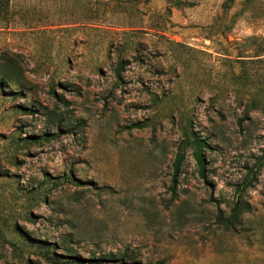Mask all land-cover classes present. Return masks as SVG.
<instances>
[{
  "label": "rangeland",
  "instance_id": "1",
  "mask_svg": "<svg viewBox=\"0 0 264 264\" xmlns=\"http://www.w3.org/2000/svg\"><path fill=\"white\" fill-rule=\"evenodd\" d=\"M0 72V264H264V0H0Z\"/></svg>",
  "mask_w": 264,
  "mask_h": 264
},
{
  "label": "trees",
  "instance_id": "2",
  "mask_svg": "<svg viewBox=\"0 0 264 264\" xmlns=\"http://www.w3.org/2000/svg\"><path fill=\"white\" fill-rule=\"evenodd\" d=\"M1 69L4 70L3 67H1ZM0 74H2L3 76H8V75H5V73L3 72H0ZM20 88H21L20 86L17 87V89H20ZM133 127L140 128L141 125L137 124V125H134ZM179 146L180 147L178 148V153L175 157V161L173 164V171H174L173 180H172L173 186H175V183L177 182L178 174H179L181 165L184 161V152L188 147H191L193 149L192 156L198 166L199 173L201 174L202 177L205 178V170H206L207 163H206V157H205L204 151L205 149L208 148L206 141L198 138L192 131L190 134H187L183 143ZM251 210H252V206L250 205L249 202L244 201L242 199H238L234 203L229 216L225 217L222 211H219V214L217 216L218 223L222 227H224L226 230H234L236 228V224L240 222L241 216L244 213L250 212ZM67 256L68 258L70 257L72 259L71 262L79 264L77 258H75L74 256H70V255H67Z\"/></svg>",
  "mask_w": 264,
  "mask_h": 264
}]
</instances>
